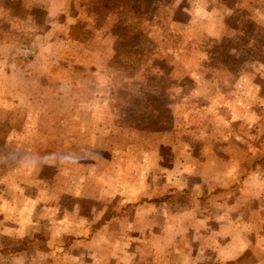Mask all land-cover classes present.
<instances>
[{
  "label": "rangeland",
  "instance_id": "rangeland-1",
  "mask_svg": "<svg viewBox=\"0 0 264 264\" xmlns=\"http://www.w3.org/2000/svg\"><path fill=\"white\" fill-rule=\"evenodd\" d=\"M233 111L264 135V0H0V264H232L163 251L164 225L138 251L132 217L167 213L131 203L171 191L176 120ZM91 213L119 220L59 238Z\"/></svg>",
  "mask_w": 264,
  "mask_h": 264
},
{
  "label": "crops",
  "instance_id": "crops-1",
  "mask_svg": "<svg viewBox=\"0 0 264 264\" xmlns=\"http://www.w3.org/2000/svg\"><path fill=\"white\" fill-rule=\"evenodd\" d=\"M250 111V116H255V111ZM234 114L233 111L234 119L229 121L234 128L228 134L208 120L174 122L177 137L173 140L176 145H170L175 160L171 170L174 177L167 187L171 191L165 190V195L156 197L158 199H154L153 203L143 200L131 203L137 208L151 204L160 211L165 209L167 213L162 215L156 210V216L132 217L138 227L134 230L138 251H159L147 249L146 232L148 239L153 238L156 242L161 240L164 225L167 234L163 240L170 241V247H164L163 251H178L180 243L182 251H188L190 260H193L195 251H210L218 245L217 251L226 247L225 251L235 254L230 260L232 264H264V135L260 138L241 136L236 128L243 123L253 128L256 123L236 119ZM215 122L222 128L227 126L226 121ZM261 123L264 125V120ZM210 159L216 162H208ZM189 160L193 162L190 164ZM118 172L122 174L123 169L118 168ZM81 216L83 218L77 217L76 224L72 223L71 233L64 232L66 219H63L65 228L60 239L66 241V235L77 239L88 231L90 241L94 242L105 226L119 220L109 218L99 222V216L93 213ZM73 219L76 221V217ZM86 222L91 226H86ZM15 224L16 229H9L8 234L12 238L17 236L30 241L29 234L18 223ZM108 233L109 229V237ZM157 244L161 248V244Z\"/></svg>",
  "mask_w": 264,
  "mask_h": 264
},
{
  "label": "trees",
  "instance_id": "trees-1",
  "mask_svg": "<svg viewBox=\"0 0 264 264\" xmlns=\"http://www.w3.org/2000/svg\"><path fill=\"white\" fill-rule=\"evenodd\" d=\"M117 36H119V35H117ZM117 46V45H116ZM120 47H119V45L117 46V47H115V49H114V52H113V58L115 59V60H119V56H118V54H120Z\"/></svg>",
  "mask_w": 264,
  "mask_h": 264
}]
</instances>
